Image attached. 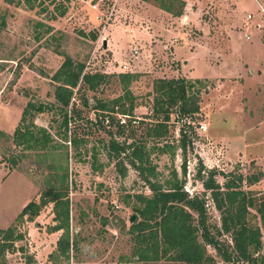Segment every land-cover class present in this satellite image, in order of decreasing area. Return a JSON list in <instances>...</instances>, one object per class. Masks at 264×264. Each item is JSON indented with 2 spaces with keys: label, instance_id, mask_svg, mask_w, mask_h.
<instances>
[{
  "label": "rangeland",
  "instance_id": "374dc122",
  "mask_svg": "<svg viewBox=\"0 0 264 264\" xmlns=\"http://www.w3.org/2000/svg\"><path fill=\"white\" fill-rule=\"evenodd\" d=\"M176 1L183 3L181 9L177 2L171 4L172 12L179 10V16L159 8L161 2L167 4L168 0H147L145 3L36 0L31 10L14 5L15 0H0V132L7 136L12 134L27 102L53 104L52 95L57 84L50 77L64 57L82 63L86 72L108 76L97 91L84 95L86 99L94 98L108 106L111 99L122 95L121 86L112 76L137 75L128 86L134 98V108L128 117L133 125L124 129L122 136L116 131L115 120H124V116L112 113L114 120L107 128L105 122L98 123L100 114L91 109V101L84 109L78 105V96L73 95L71 102L80 120L67 125L65 137L54 109L33 114L25 122L31 121L44 128L57 150H22L0 137V156L5 160L17 159L16 168L11 170L0 161V230L10 227L22 236L14 242L12 252L0 257V264H140L131 256L134 242L128 229L137 221L132 210L138 206L134 196L149 197L150 191L143 177L128 164L130 150L124 153L126 157L120 155L115 159L106 155L104 146L109 138L142 145L149 152L145 168L154 166V174L150 176L146 171L142 174L149 182L166 189L170 183L181 181L182 190L189 197L203 198L206 225L214 236L219 228V214L208 192L202 190L197 180L196 172L200 168L214 170V180L220 186L226 180L235 182L241 177L240 189L254 200V207L257 208L259 202L264 204V177L256 183H245L251 176L264 174V83L251 79L258 70L262 79L264 77L261 65L264 64V47L259 46L260 33L255 28L260 19L257 13L260 8L257 9L255 1L260 0ZM62 7L65 12L58 16ZM246 15L251 19L246 20ZM107 17L110 19L105 21ZM228 20L232 21L230 25ZM245 36L248 40H244ZM103 41H107L106 48ZM133 47L137 55L129 58ZM237 59L243 60L240 73L247 78L246 87L249 88L245 89L241 103L244 111L231 120L224 111L234 103L223 92L226 84L221 83L236 73L232 74L229 66L239 62ZM181 60L185 63L181 64ZM122 62H125V70L120 68ZM213 63L219 69L215 67V71L208 72L206 68ZM157 79L201 82L194 85L192 92L198 91L195 120L203 124L205 130L195 131V138L183 154L178 148L179 124L174 116L175 107L168 109L165 135L159 139L146 136L162 118L157 115L154 119L151 114L152 83ZM219 95L218 109L215 101ZM113 112H117L115 107ZM82 134H85V142L73 150L69 139ZM223 134L230 135L229 141L219 139ZM236 140L244 146L238 145ZM154 144L158 148L167 147L159 153ZM92 154H95V162ZM120 166L125 170L123 177L118 174ZM61 172L67 174L68 238L75 245L74 249H69L67 259L58 255L53 244V238L58 239L61 231L56 237L46 239L57 224L52 220L51 203L43 206L36 216L17 217L28 202H38L40 193L58 186ZM248 212V224L256 226L260 232L258 256H264V211L261 219L255 209H248ZM132 216L133 221L130 220ZM216 238L230 247L229 235L221 234ZM49 248V254L36 256L35 252ZM205 254L211 260L205 264H225L207 246Z\"/></svg>",
  "mask_w": 264,
  "mask_h": 264
},
{
  "label": "trees",
  "instance_id": "16d2710c",
  "mask_svg": "<svg viewBox=\"0 0 264 264\" xmlns=\"http://www.w3.org/2000/svg\"><path fill=\"white\" fill-rule=\"evenodd\" d=\"M147 1V0H140ZM36 0H15L14 5H23L27 9L34 8ZM177 2L182 7L183 3L176 0H168L167 4L160 3L159 8L172 16H179L180 11L172 12L171 4ZM65 9L62 7L58 11V16H62ZM117 83L121 86L122 95L117 96L109 101V106L105 102L95 100L94 98L86 99L85 93H94L101 83L108 78L104 74L84 71L82 63L73 62L69 57H64L59 67L50 77V80L57 85L53 90V104H42L27 102L21 111L19 121L12 134L7 136L0 132V137L10 140L14 148L20 147L22 150H36L48 152L57 150V146L52 144L50 134L41 127L35 126L30 120L33 114H41L44 111L54 109L60 118L59 126L63 128L65 137L67 125L75 120H80L77 108L71 102L73 95H77V102L80 107L86 109L89 107V101L93 106L91 109L100 114V121H106V127L112 124V113L124 116V122L119 123L120 119L115 120L117 133L122 136L124 129L131 124L128 117H131L134 108V98L128 89L129 84L136 79L135 74H117L113 75ZM200 85L201 82H188L183 79H157L152 83L151 114L152 118L162 115L161 121L156 122L150 128V136L153 139H159L165 135V122L168 121L170 113L168 109L176 108L174 113L176 122L179 124V144L178 148L181 154L185 148L192 143L195 138V130L198 126L196 115H198V91H193L194 85ZM126 103V104H124ZM126 105V107H125ZM69 107V110L67 111ZM114 107L117 112H113ZM126 119V122H125ZM196 121V122H195ZM132 133V130H129ZM74 135L69 139V144L76 150L85 140ZM156 143V142H154ZM155 150L163 153L164 148L161 146ZM167 145V144H165ZM106 155L109 158H118L120 155L125 156L128 152V164L143 177L150 196H134L138 206L132 208L137 216V221L132 222L128 229V234L133 238L134 247L131 256L140 264H205L211 262L205 254V246L211 248L220 257L225 264H264V256H258L261 249L260 232L256 226H251L247 222L248 209H255L260 219L263 217L264 204L258 203L254 207V200L240 189L241 177L234 182L226 180L220 186L215 180L216 172L214 170L196 172V177L204 192H208L213 208L219 214V228L216 229V235L209 232L206 225L205 202L203 198L196 195L189 197L182 190V182L174 181L169 187L162 189L161 186L154 182H149L147 176H143L146 171L150 176L154 174V166L145 168L148 164V154L142 145L126 144L125 141L117 142L109 138L104 146ZM66 156V155H65ZM95 162V154H92ZM0 161L8 165V170L15 169L17 159L8 158L5 160L0 156ZM184 163V162H183ZM182 174H184V164ZM94 167V166H93ZM124 168H118V174L123 177ZM66 172L58 175V186H51L45 192L40 193L38 202H28L19 212L18 219L23 216L30 218L36 216L40 209L48 203L52 204V220L57 222L51 228L52 232L61 231V235L55 242V250L60 257L68 258L69 249H74L73 241L68 238V200L66 198ZM264 174L259 173L257 176H251L245 179V183H256ZM46 198V199H45ZM193 215L195 217L193 218ZM221 234L230 236V247L227 248L218 242L217 236ZM21 234H15L13 228L0 230V257L5 252H12L14 242L21 240ZM198 239L200 242H198ZM21 251L22 249L19 248ZM255 255V256H253ZM258 257V258H257ZM27 262V261H26Z\"/></svg>",
  "mask_w": 264,
  "mask_h": 264
},
{
  "label": "crops",
  "instance_id": "0c3cea01",
  "mask_svg": "<svg viewBox=\"0 0 264 264\" xmlns=\"http://www.w3.org/2000/svg\"><path fill=\"white\" fill-rule=\"evenodd\" d=\"M129 1H136V2H142V3H145L146 1H140V0H129ZM255 1V0H254ZM119 2V0H117V3ZM116 3V2H115ZM256 5H257V9H264V0H260L259 2H256ZM258 15H259V21L256 22L255 24V28L259 31L260 33V40H259V46L261 47H264V15L262 13H260V11H257ZM248 15H246V20H250L251 17L247 18ZM230 22L232 23L231 20H228L227 23L230 25ZM104 29V27H103ZM243 29V28H242ZM139 32V31H138ZM229 33H232L229 31ZM234 33V32H233ZM236 33H234L235 35ZM244 40H248V38L245 36L244 37ZM106 45H107V41H103V46H105L106 48ZM185 60H181V64L185 63L184 62ZM237 63H231L229 68L231 69L230 71L232 72V74H234L233 72H236L234 75H232L228 81H225V82H222V84H226L227 86V89L225 91H223L225 94H228L227 97L230 98L231 100H233V103L232 105H230L224 112H228V118H231V120L233 118H236V117H239L242 112L244 111V107L242 106L243 104H241L243 102V98H244V95H245V91L249 88V87H246L247 85V78H244L245 76H242L241 73H240V69H241V65H243L242 63V59H237ZM236 62V61H235ZM241 62V63H240ZM125 62H122V64H124ZM262 66H264V64H261ZM216 67V68H215ZM215 69H219L218 65L217 64H211L207 69L208 72L210 71H215ZM256 76L255 77H251V79H254L255 83H257L258 81L259 82H262L264 83V77L262 79L261 77V73L260 71L258 70L256 72ZM247 77V76H246ZM193 78V77H192ZM203 78V77H201ZM206 78V77H205ZM196 80H198L199 78H195ZM249 79V78H248ZM218 86V85H217ZM246 89V90H245ZM219 90H217L216 93H218ZM220 95L217 96V99L215 101L216 103V107L218 108L219 107V104L221 103V100L219 99ZM218 104V105H217ZM219 109V108H218ZM230 109V110H229ZM231 109H234V110H231ZM233 123V122H232ZM235 135V134H234ZM229 136L230 135H226V134H223L221 136H218L220 140H226V141H229ZM236 139V138H234ZM235 141V140H234ZM237 141V140H236ZM237 144L238 145H242V147L244 146V143H240L239 140L237 141ZM236 144V145H237ZM51 232V231H50ZM59 232V231H55V232H51L47 235V238L48 237H56V233ZM57 238H53V244H54V247H55V242H56ZM51 252V248H49L47 251H37L35 252L36 253V256L39 255V253H42V256L44 255H47ZM36 256H33L35 257V259H38L39 257H36ZM48 264V263H46ZM100 264V263H99ZM108 264H113V263H108ZM116 264V263H114Z\"/></svg>",
  "mask_w": 264,
  "mask_h": 264
},
{
  "label": "built area",
  "instance_id": "2783aa9c",
  "mask_svg": "<svg viewBox=\"0 0 264 264\" xmlns=\"http://www.w3.org/2000/svg\"><path fill=\"white\" fill-rule=\"evenodd\" d=\"M260 13H262L263 15H264V9H260ZM109 16H111V13L110 14H108V17ZM105 18V21H107V20H109L110 18ZM248 18H249V16H247ZM98 18V20H101V16H98L97 17ZM137 55V49H136V47H133V48H131L130 49V55H129V58H135V56ZM120 68L122 69V70H125L126 69V65L125 64H122L121 66H120ZM120 119V121H119V123L120 124H122L124 121H123V119L122 118H119ZM105 123H106V121H105ZM205 130V126L203 125V124H198V126H197V128H196V130L195 131H204Z\"/></svg>",
  "mask_w": 264,
  "mask_h": 264
},
{
  "label": "water",
  "instance_id": "95a60500",
  "mask_svg": "<svg viewBox=\"0 0 264 264\" xmlns=\"http://www.w3.org/2000/svg\"><path fill=\"white\" fill-rule=\"evenodd\" d=\"M130 220L133 221V220H134V217L132 216V217L130 218Z\"/></svg>",
  "mask_w": 264,
  "mask_h": 264
}]
</instances>
